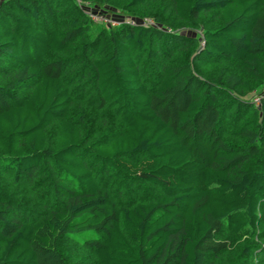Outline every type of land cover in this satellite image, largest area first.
Wrapping results in <instances>:
<instances>
[{
    "label": "trees",
    "instance_id": "16d2710c",
    "mask_svg": "<svg viewBox=\"0 0 264 264\" xmlns=\"http://www.w3.org/2000/svg\"><path fill=\"white\" fill-rule=\"evenodd\" d=\"M262 86L264 0H1L0 264H264Z\"/></svg>",
    "mask_w": 264,
    "mask_h": 264
},
{
    "label": "rangeland",
    "instance_id": "374dc122",
    "mask_svg": "<svg viewBox=\"0 0 264 264\" xmlns=\"http://www.w3.org/2000/svg\"><path fill=\"white\" fill-rule=\"evenodd\" d=\"M93 11V10H92ZM95 11V10H94ZM93 11V12H94ZM94 14L95 15H97L99 18L97 19L98 20V22H100V21H102V17H103V15H100V14H98V13H96V11L94 12ZM109 18H107V21H109L108 20ZM111 20V19H110ZM112 20H114V22L116 21V23L118 24L119 23V21L121 20V18H119L118 17V15H114L113 17H112ZM127 20H132V19H127ZM145 20V19H144ZM143 20V21H144ZM133 21H134V19H133ZM143 21H141V22H143ZM182 33L183 34H185V35H199V34H202V31L201 30H190V29H188V28H186L185 30H182ZM257 95H262V96H264V86H262V87H258V89H255V91H253L252 93H250L248 96H247V98L246 99H248V100H251V101H253V99L257 96ZM256 105V104H255ZM256 106H258V105H256ZM81 109H83V110H85V112H88L89 114H96L95 112H94V109H92L91 110V106L89 107V104H88V102L86 103V102H84V103H81V102H79V101H76V103H75V105H74V108H73V112L72 113H74L75 111H78V110H81ZM97 116H94V117H92V119H90L89 121H88V124L90 125V126H92V131H97V130H100V127H101V120H102V118H103V116L101 115V113L99 112L98 114H96ZM52 135H53V137L55 138L56 137V134H55V132H53V130L50 132ZM241 244H242V242L240 243V241H238V242H236L235 243V247H234V249L233 250H236V248H238V247H240L241 246ZM75 253L78 255V250H75ZM79 255H80V253H79ZM91 263L93 264L94 262L93 261H91Z\"/></svg>",
    "mask_w": 264,
    "mask_h": 264
},
{
    "label": "built area",
    "instance_id": "2783aa9c",
    "mask_svg": "<svg viewBox=\"0 0 264 264\" xmlns=\"http://www.w3.org/2000/svg\"><path fill=\"white\" fill-rule=\"evenodd\" d=\"M1 1V0H0ZM96 21H98L97 19L99 18L97 15L93 14L92 16ZM97 18V19H96ZM102 21L107 22V23H111L112 25H117L116 21L114 22V20H110L107 21V19H104L103 17L101 18ZM131 24H136L138 22H136L135 20H130L129 21ZM144 25H149V26H154V27H158V25L155 23V21L151 20V19H145L143 22H140ZM203 44V43H202ZM264 98V96L262 95H257L254 99H253V103L256 105H260L261 103V99Z\"/></svg>",
    "mask_w": 264,
    "mask_h": 264
}]
</instances>
